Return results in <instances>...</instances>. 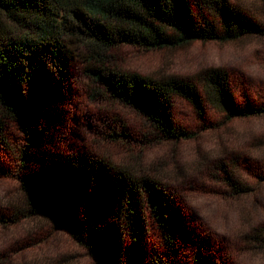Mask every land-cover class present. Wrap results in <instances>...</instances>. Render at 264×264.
I'll list each match as a JSON object with an SVG mask.
<instances>
[{
    "label": "rangeland",
    "instance_id": "1",
    "mask_svg": "<svg viewBox=\"0 0 264 264\" xmlns=\"http://www.w3.org/2000/svg\"><path fill=\"white\" fill-rule=\"evenodd\" d=\"M230 1L264 29V0ZM74 53L67 79L49 90L39 116L43 135L29 170L36 184L45 189L53 184L60 174L58 164L70 155L109 161L136 176L152 177L170 191L177 206L169 207L170 217L178 221L182 240L175 264H264V116L229 120L208 106L202 119L180 102L176 114L191 138L163 141L137 108L112 99L103 84L84 74L83 49ZM107 56L110 67L154 78L195 80L201 71L221 67L231 77L238 105L247 99L264 105V36L162 50L127 45ZM3 121L0 259L13 264H98L87 246L52 219L30 213L24 217L27 191L18 164L21 150L30 143L19 123ZM92 205L98 226H108L116 208L106 200ZM149 237V244H163L156 228Z\"/></svg>",
    "mask_w": 264,
    "mask_h": 264
},
{
    "label": "trees",
    "instance_id": "2",
    "mask_svg": "<svg viewBox=\"0 0 264 264\" xmlns=\"http://www.w3.org/2000/svg\"><path fill=\"white\" fill-rule=\"evenodd\" d=\"M259 36L262 25L230 0H0V133L3 120L10 119L30 143L18 164L27 191L24 217L52 219L87 246L98 264H175L182 240L169 207L177 206L158 180L109 161L70 155L58 164L53 184L47 189L36 184L29 170L43 135L38 125L44 100L67 79L74 49H83L79 57L87 77L103 84L112 99L137 108L159 139L181 141L192 134L177 117L180 102L199 118L211 106L229 120L264 116V105L248 99L238 105L224 68L205 69L195 80L154 78L108 66V52L127 45L162 50ZM105 200L116 210L111 223L99 227L92 204ZM154 228L162 245L148 242ZM0 264L13 263L0 259Z\"/></svg>",
    "mask_w": 264,
    "mask_h": 264
}]
</instances>
